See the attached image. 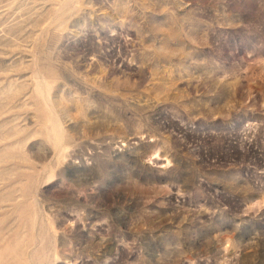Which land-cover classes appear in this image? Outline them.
Segmentation results:
<instances>
[{
	"label": "rangeland",
	"instance_id": "obj_1",
	"mask_svg": "<svg viewBox=\"0 0 264 264\" xmlns=\"http://www.w3.org/2000/svg\"><path fill=\"white\" fill-rule=\"evenodd\" d=\"M0 264H264V0H0Z\"/></svg>",
	"mask_w": 264,
	"mask_h": 264
}]
</instances>
